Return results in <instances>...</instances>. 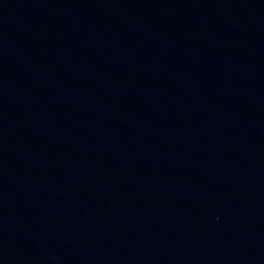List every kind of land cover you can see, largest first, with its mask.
<instances>
[{
  "label": "water",
  "instance_id": "1",
  "mask_svg": "<svg viewBox=\"0 0 264 264\" xmlns=\"http://www.w3.org/2000/svg\"><path fill=\"white\" fill-rule=\"evenodd\" d=\"M0 264H264V0H0Z\"/></svg>",
  "mask_w": 264,
  "mask_h": 264
}]
</instances>
